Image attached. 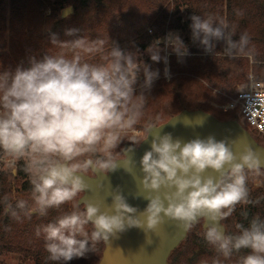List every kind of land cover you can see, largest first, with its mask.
<instances>
[{
    "label": "clouds",
    "instance_id": "1",
    "mask_svg": "<svg viewBox=\"0 0 264 264\" xmlns=\"http://www.w3.org/2000/svg\"><path fill=\"white\" fill-rule=\"evenodd\" d=\"M190 19L192 40L206 53L214 55L216 42L223 41L226 56L247 54L246 32L234 40L223 19L199 15ZM77 33V29L66 31L69 37ZM50 42L51 48L60 51L51 54L47 50L42 58L30 57L27 68L20 65L14 71H0V159L9 162L13 174L15 164L24 162L33 206L27 207V201L20 200L16 208L26 210V215L46 216L49 209L90 190L83 171L111 173L123 165L133 175L135 162L130 154L134 147L123 149L126 158L122 160L116 159L114 150L143 115L144 102L159 78V70L144 63L138 49L127 52L111 42L110 51L104 53V40L86 36L61 41L52 34ZM168 48L181 62L189 55L182 39L173 33L153 41L147 53L154 63L163 61L165 78L170 79L168 57L161 55ZM97 52L103 62L84 60V54ZM141 73L144 81L137 94ZM153 129L162 128L149 123L147 130ZM262 164L264 160L251 148L237 156L227 141H217L214 136L184 142L171 133L157 132L150 150L139 161L142 178L137 180V195L148 201L143 212L138 214V209L129 205L120 188L110 194L112 203L106 208L92 202H85L83 210L74 206L70 213L42 227L48 258L67 264L92 252L96 242L109 241L127 229L154 232L166 217L179 222L184 232L204 219V238L219 253L229 257L233 251L250 249L242 264H264V221L257 217L248 227L237 224L236 234H228L221 223L236 205L254 203L249 199L245 172L259 174ZM5 202L6 211L16 216L7 198ZM88 225L92 226L91 234L86 230ZM40 232L38 228L37 235Z\"/></svg>",
    "mask_w": 264,
    "mask_h": 264
},
{
    "label": "trees",
    "instance_id": "2",
    "mask_svg": "<svg viewBox=\"0 0 264 264\" xmlns=\"http://www.w3.org/2000/svg\"><path fill=\"white\" fill-rule=\"evenodd\" d=\"M11 2L14 8L11 25L15 19L23 18V30L27 31L28 36L39 35L41 30L42 38L47 39L51 38L52 34H56L61 41L85 36L90 40L102 39L105 41L104 53L110 51L111 42H114L124 51L138 49L143 55L153 41L163 39L169 33L179 32L189 55L184 57L182 62L177 56H170V80L165 79L163 62L157 63L153 68L154 71L159 70V78L154 81L149 97L144 102L143 115L139 119L144 123L159 126L184 110H202L209 113L206 108H209L207 105L211 90L208 89L207 83L219 85L217 87L219 92L235 99L245 87L239 86L249 80V76L255 81L264 82V0H11ZM4 4L5 0H0V22L5 18L2 15ZM65 5L73 8L74 15L57 20L56 6L63 10L62 7ZM18 9H23L28 16H18ZM49 9L51 15L44 18L45 12ZM193 15L202 18L211 16L215 21L225 20L234 40H238L240 35L246 32L249 37L247 54L228 57L223 53L224 42L220 41L216 42V53L206 56L203 47L192 40L190 17ZM34 18L39 24H35ZM2 29L4 30V27ZM70 29H77V35L67 36L66 31ZM67 55L71 57V53ZM101 55L100 52L84 54L83 58L89 63H101L103 62ZM141 84L136 88L137 94ZM240 119L244 128L249 131L244 118L240 116ZM253 133L250 132L263 146V142ZM114 155L117 160L120 156L123 157L122 152L117 150H114ZM23 166L24 162L21 160L15 175L11 170L0 168V255L15 254L29 260L31 264H63L62 261H52L48 258L42 227L54 222L59 216L70 213L74 206L83 210V207L77 205L79 197H76L74 205L73 201H70L59 208L49 209L46 216L26 215V210L17 209L18 201L12 199L15 184L21 195L31 197L32 185L29 175L23 171ZM245 175L249 199L254 203L236 205L232 214L222 220L228 234L238 233L237 224L248 227L251 220L257 217L264 221V170H260L259 174L246 170ZM5 198L17 212L16 216L6 211ZM27 207H31L29 203ZM244 213H247V217ZM201 222L188 231L186 239L171 253L168 264H215L216 261H219V264H242L243 258L251 253L250 249H241L225 257L205 240V230L198 225ZM38 228H41L40 235H37ZM86 229L91 234L92 226L88 225ZM103 251L104 242L100 240L93 245L92 252H88L83 258H74L67 264H98Z\"/></svg>",
    "mask_w": 264,
    "mask_h": 264
},
{
    "label": "water",
    "instance_id": "3",
    "mask_svg": "<svg viewBox=\"0 0 264 264\" xmlns=\"http://www.w3.org/2000/svg\"><path fill=\"white\" fill-rule=\"evenodd\" d=\"M72 13L73 8L69 7L63 11L62 18H66ZM202 121L203 124L198 125ZM156 127L162 129L147 131V137L138 147L132 143L125 146V148L134 147V152L130 154L135 162L133 175L128 174L123 169V165H120L117 171L111 173H96L90 169L93 173L92 177L82 173L85 176L83 177L85 182L90 186V190L82 192L83 196L79 200V205L84 206L85 202H92L100 203L106 208L112 203L110 194L116 188H120L129 205L137 208L138 214L143 212L148 205V201L137 195V180L142 178L139 161L145 151L150 150L152 139L157 132L161 135L171 133L174 138H179L184 142L197 137L206 139L209 136H214L217 141H227L237 156L246 147H249L264 160V147L237 121H220L202 110H184L167 123ZM125 158L126 156L123 153L122 159ZM262 168H264V164H262ZM209 173L218 175L211 173V170H209ZM133 176L137 179H134ZM140 219L143 221L144 217H140ZM202 220V227L205 230L206 221L204 219L200 221ZM187 234L188 231L184 232L179 222L169 220L166 217L164 223L154 232L146 234L143 229H127L123 233H118L116 237H110L109 241L102 239L104 251L98 264H168L171 253L186 239ZM150 242L152 243L149 244Z\"/></svg>",
    "mask_w": 264,
    "mask_h": 264
},
{
    "label": "rangeland",
    "instance_id": "4",
    "mask_svg": "<svg viewBox=\"0 0 264 264\" xmlns=\"http://www.w3.org/2000/svg\"><path fill=\"white\" fill-rule=\"evenodd\" d=\"M12 6L13 5H12L11 0H5V4L3 6V13L5 14L4 15L5 18H3L2 22H0V62H1V58H7L8 59L7 61L12 62V64H11V62L8 63L9 66L12 65V67L10 66L11 68L10 67L9 68L14 71L20 65H23L25 68L29 67L30 65H29L28 61H29V58L32 56H37L38 58H42V56L47 52V50L51 54H55V53L59 52V48H51L52 47L51 42H50L51 38H49V37H48V39L45 37L42 38V34L40 33L41 30H39V35L33 33L34 35L32 37L28 36L27 31L25 29L23 30V28H24L22 25V23H24L23 18L15 19L14 24L11 25V17L14 15V8ZM56 8L58 9L57 16H56L57 20L67 19V18H70L74 15V10H73V13L71 15H69L66 18H62L63 11L65 9H67L68 7H66V5L63 6L62 7L63 10H61L57 6H56ZM17 14H18V16H22V15L26 16L27 15L23 9H18ZM50 15H51V10L49 9L45 12L44 18H47ZM33 20H34L35 24H39V21L36 22L35 18ZM1 26L4 27V30L2 29ZM34 27H35V25H33V28ZM58 30H59V27L57 29V32H58ZM34 32H36V31H34ZM173 34L179 35V37L181 38L179 32H173ZM167 36H168V34L165 37H167ZM160 47L162 49H164L165 45L162 43L160 45ZM127 52L136 53L137 51L130 50ZM161 55L162 56L167 55L168 61H170L171 55L177 56L174 52H172V50L170 48L166 49L165 51H162ZM205 55L211 56L212 54H208L205 52ZM141 58H142L144 63L151 65L152 70L155 67V65L157 64L151 60L150 55L147 53V50L141 56ZM161 62H163V61H161ZM168 67H169V64H168ZM9 68L6 70L0 69V71H7V70H9ZM163 73L165 75V68H164ZM165 79H167V78H165ZM170 79H167V80H170ZM251 80L255 81L254 79H252V77L249 76V80L247 79L244 84H241L239 86V87H242L243 85H245V87H244L245 89L242 88L241 93L239 92L240 95H238V97H236L235 99H233V98L231 99L227 95H225L224 93L219 92V90L217 88L219 85L213 86V85H209L207 83L208 89L211 90V95L209 97V101H208V105H207L209 108H206V110L209 112V114L213 115L218 120L224 119L226 121H237L241 126L243 125L242 127L244 128V124H243L242 120L240 119V103L249 91ZM143 81H144V76L141 73V75L138 77V83L136 85V88L139 86V84L143 83ZM256 82H259V81H256ZM233 118H235L236 120H232ZM148 124L149 123H144V122L138 121L133 129L129 130L125 135L122 136L121 144L116 150L121 151L122 155H123V149L125 148V146L127 144L132 143L136 147H138L141 144V142L147 137V134H148L147 125ZM245 126L247 127V129L251 133L254 132L253 135L258 140L263 142V146H264V138L259 137V135L248 124ZM122 158L123 157L120 156V159H122ZM81 159H82V157H81ZM20 161H18L15 164V169H17V166L19 165ZM0 168H2L3 170H11L12 171L11 167L9 166V162H6L4 159H0ZM84 173H87V175H90V176L93 175V173L91 172L90 169L84 171ZM15 174H16V172H15ZM257 186H258V184H257ZM77 196L81 197V194L79 193ZM12 199H13V201L24 200V201H27V203H29V205L31 207L33 206V201L31 199V197H24L23 195H21L20 190L16 184L12 190ZM75 199L72 202L73 205L75 204ZM33 214H36V213H33ZM198 225H199V227H202L203 226V220ZM0 264H31V263L29 260L23 259V258L15 255V254L14 255L13 254H4V255H0Z\"/></svg>",
    "mask_w": 264,
    "mask_h": 264
},
{
    "label": "built area",
    "instance_id": "5",
    "mask_svg": "<svg viewBox=\"0 0 264 264\" xmlns=\"http://www.w3.org/2000/svg\"><path fill=\"white\" fill-rule=\"evenodd\" d=\"M240 116L264 138V82L251 80L249 91L240 103Z\"/></svg>",
    "mask_w": 264,
    "mask_h": 264
},
{
    "label": "crops",
    "instance_id": "6",
    "mask_svg": "<svg viewBox=\"0 0 264 264\" xmlns=\"http://www.w3.org/2000/svg\"><path fill=\"white\" fill-rule=\"evenodd\" d=\"M25 12V11H24ZM2 15L4 16L5 14L3 13V10H2ZM8 59L7 58H1V62H0V69H3V70H6L8 69L10 66L12 67V65L9 66L8 63H10L11 61H7ZM12 64V62H11ZM10 67V68H11ZM9 68V69H10Z\"/></svg>",
    "mask_w": 264,
    "mask_h": 264
},
{
    "label": "flooded vegetation",
    "instance_id": "7",
    "mask_svg": "<svg viewBox=\"0 0 264 264\" xmlns=\"http://www.w3.org/2000/svg\"><path fill=\"white\" fill-rule=\"evenodd\" d=\"M106 172H107V171H105V173H106ZM82 173H84V172H82ZM84 174L87 175V173H84ZM88 176H90V175H88ZM92 176H93V175H92ZM92 176H91V177H92ZM82 196H83V193L81 192V197H82ZM81 197H79V198H81ZM79 200H80V199L77 200V205L80 206V207H83V205H79Z\"/></svg>",
    "mask_w": 264,
    "mask_h": 264
}]
</instances>
